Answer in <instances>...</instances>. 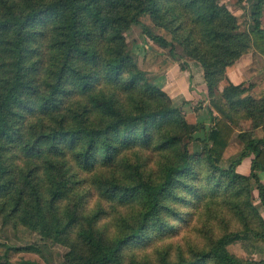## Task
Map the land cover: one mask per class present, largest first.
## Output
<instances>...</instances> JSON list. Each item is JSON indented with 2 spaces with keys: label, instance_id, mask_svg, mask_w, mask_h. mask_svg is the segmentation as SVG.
Masks as SVG:
<instances>
[{
  "label": "trees",
  "instance_id": "trees-1",
  "mask_svg": "<svg viewBox=\"0 0 264 264\" xmlns=\"http://www.w3.org/2000/svg\"><path fill=\"white\" fill-rule=\"evenodd\" d=\"M263 3L240 30L221 0H0V218L65 247L60 264H264V92L226 75L264 55ZM143 15L202 69L208 124L131 57Z\"/></svg>",
  "mask_w": 264,
  "mask_h": 264
},
{
  "label": "rangeland",
  "instance_id": "rangeland-1",
  "mask_svg": "<svg viewBox=\"0 0 264 264\" xmlns=\"http://www.w3.org/2000/svg\"><path fill=\"white\" fill-rule=\"evenodd\" d=\"M149 34L170 38L162 29L154 26L148 15H143L140 24L131 25L125 34L131 57L152 83L163 88L173 106H180L190 100L189 109L199 106L194 119L208 124V102L200 86L199 64L184 55L180 45L175 44L174 53H169L168 49L152 41ZM235 150L237 148L232 144L226 153L229 155ZM256 205L264 218V208ZM7 248L13 264H60L67 251L59 244L42 240L38 233L14 224L12 220L0 218V252ZM228 249L239 256L245 254L241 243H233Z\"/></svg>",
  "mask_w": 264,
  "mask_h": 264
},
{
  "label": "crops",
  "instance_id": "crops-1",
  "mask_svg": "<svg viewBox=\"0 0 264 264\" xmlns=\"http://www.w3.org/2000/svg\"><path fill=\"white\" fill-rule=\"evenodd\" d=\"M227 4L232 12V14L237 18L240 30L251 29L252 19H251V9L256 0H221ZM260 24L264 27V3L262 5V11L259 17ZM199 74L201 76L200 86L202 87V92L206 94V86L202 78V69L198 65ZM226 75L228 79L233 84H242L247 88L245 95H250L253 97H258L264 92V55L257 50L251 48L244 55H242L233 65L227 67ZM161 88V87H160ZM163 89V88H162ZM206 110V109H205ZM207 111V110H206ZM207 117V115H206ZM241 127L244 129L249 128V122H240ZM263 131H258V136H262ZM234 144L237 148L234 153L227 154L228 148ZM241 144L236 139L233 138L223 153V159L228 160L230 156L235 155L240 150ZM249 160H245L239 167L242 173L249 172Z\"/></svg>",
  "mask_w": 264,
  "mask_h": 264
}]
</instances>
